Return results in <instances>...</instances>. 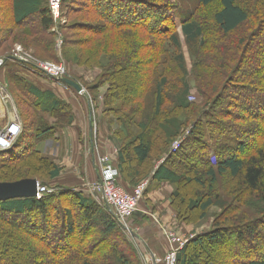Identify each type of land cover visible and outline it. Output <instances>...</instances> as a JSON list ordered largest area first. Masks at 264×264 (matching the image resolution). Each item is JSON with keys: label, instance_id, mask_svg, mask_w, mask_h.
I'll use <instances>...</instances> for the list:
<instances>
[{"label": "trees", "instance_id": "trees-1", "mask_svg": "<svg viewBox=\"0 0 264 264\" xmlns=\"http://www.w3.org/2000/svg\"><path fill=\"white\" fill-rule=\"evenodd\" d=\"M143 1L123 0V6L112 0H85L76 6L74 0H63L61 5L66 23L70 13L81 15L70 26H62L81 34L79 39H66L65 46L72 44L77 65L99 69L87 87L96 90L107 86L103 111L118 126L115 136L119 145L116 165L119 179L131 187L147 179L155 162L167 153L171 141L190 127L180 148L168 154L154 171L153 179L176 186L172 198L181 203L179 187L183 181L190 178L202 187L207 180L211 186L209 194H199L206 201L191 200L187 206L204 214L215 205L214 199H219L214 189L218 178L228 176L242 190L232 194L238 197L235 205L241 208L247 198L255 197L261 201V212H264V0H196L203 11H209L210 21L202 14L196 19L187 13L179 24L192 58L191 70L182 53L175 24H166L163 20L151 26L148 12L155 7L164 8L162 4L150 3L167 0ZM142 4L145 7L139 9L137 5ZM28 20H35L36 24L27 23ZM53 26L47 0H0V55L5 56L0 69L6 64L19 63L8 55L16 45L51 59L54 46L49 33ZM138 30L149 37L147 43L131 42L129 38ZM155 39L157 45H154ZM112 43H125L123 55L110 49ZM130 44L136 48L130 49ZM9 69L5 77L10 84L7 89L15 101L23 130L12 149L6 152L9 157L0 158V182L36 179L41 184H56L61 168L38 146L71 123L70 109L50 92L22 82ZM126 73L129 78L122 77ZM190 74L200 103L188 102L192 90ZM188 149L192 151L187 153ZM44 166L45 172L41 169ZM186 171L193 176L189 177ZM49 194L40 199L0 202V264H22V260L23 264H31L34 259H38L34 264H132L124 249L115 242V246L109 245L111 242L107 244L112 251L110 257L102 240L90 243V248L84 247L83 238L76 244H56L54 248L44 243L51 239L48 236L52 230H39L37 222L54 226L57 219L56 223L60 224L59 218L53 216L57 208L54 198L70 202L77 212L73 214L58 204L61 221H68L66 226L65 222L61 223L60 233L69 240L74 239L76 228L91 233L101 227L103 235L111 234L119 241L112 218L96 209L89 199L74 190ZM225 205L224 202L217 204L221 208L217 217L228 221L222 219L223 225L218 223L212 232L186 244L178 253L176 264H194L197 258L195 252L187 255L189 248L199 250L210 243L221 244L227 231L239 232L236 241L253 231L251 225L232 226L228 214L233 210L226 209ZM31 216L34 220L29 221ZM244 216L235 214L231 216L232 222L242 221ZM74 218L79 221L77 226L72 221ZM121 241L125 243L122 238ZM243 256L242 253L240 260L233 258L226 264H264V250L259 259L250 260L246 253L245 258L249 260L244 261Z\"/></svg>", "mask_w": 264, "mask_h": 264}, {"label": "rangeland", "instance_id": "rangeland-1", "mask_svg": "<svg viewBox=\"0 0 264 264\" xmlns=\"http://www.w3.org/2000/svg\"><path fill=\"white\" fill-rule=\"evenodd\" d=\"M106 1V0H105ZM115 1L117 4L125 5L123 3V0H112ZM143 1V0H142ZM85 0H74V3L76 6H79V4L84 3ZM144 2V1H143ZM150 4H153L154 6H159V4H162L164 10H159L158 8H154L152 12H148V16L151 19V26H155V23H159L161 21H165L166 24H175L177 34H180V26L181 20L188 14H192L193 18H198L199 14L204 15L206 18L205 20L210 21V13L208 10L201 9L196 2V0H167L166 2L162 1H156L151 2ZM251 4V2H250ZM137 5V7L140 9L141 7H145L144 4ZM134 6V5H131ZM161 7V6H160ZM213 9V8H211ZM133 10V9H132ZM81 18V15H74L72 13L69 14L67 23L63 25L70 26L73 21L78 20ZM261 18V17H260ZM35 23V20H28L27 23ZM165 22L163 24H165ZM36 24V23H35ZM148 24V23H147ZM54 25V24H53ZM63 25H57L56 28L54 26L50 30V35L53 40V46H54V54L51 59H48L46 57H39L38 55L32 54L29 50H25L20 45H16L11 47L10 52H8V55H11L13 57L14 53H26L28 54L32 60L34 61H41V62H53V63H59L62 64L66 70V75L63 79H69L73 82L84 85L87 82L94 81L92 78L90 81H85L82 79V66L77 65L75 58V49L70 45L65 46V40H76L81 38V34L77 31L71 32L67 29H63ZM164 26V25H163ZM2 36V35H1ZM84 35H82L83 38ZM216 36V35H215ZM85 38V37H84ZM1 39V37H0ZM129 39H131V42L138 41V44L140 43H147L150 39L147 37L144 31H137L135 32V35L131 36ZM152 39V38H151ZM180 43L182 47V53L184 54L188 68L192 67V58L188 52L187 47L185 46V42L183 39V36L180 34ZM154 40V39H153ZM211 41V39H210ZM31 42V41H30ZM154 45H157V39H155ZM2 46H4L2 44ZM110 49L118 52V55H123L125 51L122 50V48L125 46V43L117 44L112 43L110 45ZM130 49H135V46H128ZM207 48V46H206ZM126 49V48H125ZM2 51V49H0ZM123 51V52H122ZM129 51V50H128ZM158 52V51H156ZM40 54V53H39ZM43 55V54H42ZM4 55H0V59L3 58ZM5 57V56H4ZM252 61V58L250 62ZM104 64L106 62V59H103ZM105 64V66H106ZM85 68V67H84ZM96 68V67H95ZM12 72H16L20 78H22V82L30 84L29 77L33 78L31 75H39L38 71H36L33 67H31L28 64L18 63L17 65H12L10 67ZM8 69L5 71L7 72ZM99 70V69H98ZM122 77L129 78V74H123ZM194 77H189V82L191 83L192 90L190 92V95L194 98V101H188L189 103H200L201 99H199L196 90L194 89ZM62 79V80H63ZM57 81L58 83H63V81ZM5 84L9 85V82L7 78H5ZM51 82V80H49ZM87 86V85H85ZM81 87V86H80ZM189 95V94H188ZM11 96V94H10ZM95 101H104V96L95 97ZM11 101L14 103V107H16L15 101L13 100V97L11 96ZM229 101H231V98H229ZM10 102V101H9ZM164 109V108H163ZM165 110V109H164ZM47 120L50 121V117H47ZM192 120V119H191ZM190 121V120H188ZM190 132V127H187V129L182 133L181 136L183 137L185 134L188 136ZM185 136V137H186ZM178 137V138H179ZM177 139V138H176ZM173 139L170 143L174 142ZM185 140V139H184ZM87 141V140H86ZM169 145L168 149L169 154L171 146ZM42 150V148H40ZM50 151V149H49ZM192 151L191 149L187 150V153H190ZM48 152V150H47ZM52 152V151H50ZM65 149L64 147L57 150V154H47L46 157L48 159L52 160L55 163H58L61 168L60 175L64 173L65 164L62 162V158L64 157ZM10 154L7 153H0V158H8ZM212 162H215L214 155L211 153ZM187 159V158H186ZM131 163L135 166V161L131 159ZM178 162V161H177ZM184 162H186L184 160ZM156 164V162H155ZM154 164V165H155ZM153 165V166H154ZM174 167V165H173ZM46 168L45 166L41 169ZM181 169L182 166H181ZM184 169L187 170V167L184 165ZM183 169V170H184ZM47 171V169H44V172ZM184 172V171H183ZM185 173H188L187 171ZM192 177L193 175L188 173ZM187 176V175H186ZM188 178V176H187ZM45 177H41V180L45 181ZM39 182V181H38ZM86 182V181H84ZM95 183V182H94ZM92 183V184H94ZM120 186H124L122 181L119 179L118 181ZM204 185L202 187L198 186L196 182L193 180H189L180 184V199H183V202L176 201L172 198L173 193L177 189L176 186L171 185V191L167 193L166 187H160L155 186L150 182L147 192L143 195V198L140 200L139 205L137 207V210L134 212V214L126 221L127 228L125 229L121 225L117 224L116 222V228L117 232L119 233V241L116 237L113 235H103L101 233V227H96L94 231L86 232L85 229L81 230L82 228H76L74 231V239H70L68 237H65L62 233H60V230L62 229V222L68 221H61L59 217V209L58 204L60 203L62 207H65L66 210H71L73 214H76L77 212L73 211L75 210L73 204H69L70 202H67L63 199H55L53 202L56 204V218H59L60 224L56 223V220H54V226L49 224H43V222L38 221V227L39 230H47L51 229V235L48 237H51L52 241L45 240L44 243L50 245L51 248H54L56 244L59 246H62L66 243L68 244H76L78 240L83 238V242L85 243V248H90V243L92 242H101V240L104 242L102 245L104 247L107 246L108 250L110 247L109 245L115 246L113 244H118L119 247H122L125 252V256L129 258V260L132 262V264H153L152 259H161L166 251V243L163 236V231L165 229H172V230H178L180 233L184 234L185 236H194L190 239V242L195 241L198 237L204 236L214 230V227L216 225H223L225 223L224 217H222L219 220V217H217L219 214H221V208L217 207V204L219 203H225V208H229L230 213L228 214V219L230 221V224L232 226H243L251 225L252 232L250 234H245V236L242 238L243 243L241 241H236L238 233L237 231H227L225 234V238L221 242V244L218 243H210L207 244V246L196 249L195 247H190L187 251L188 256H192V253L195 252L196 258L194 261V264H205V262H212L214 261L215 264H226V262H230L233 258L234 260H240V256L243 253L245 258L246 253H248L249 259H259L261 256L262 251L264 250V212H261V201L259 199H256L255 197H249L247 198L248 201H246V204L241 208H239V204L235 205L234 200L235 198H238L235 194L238 192V190L242 191L236 184L235 180H232L228 176H221V178H218L217 183L214 186V189L217 190V193L219 195V199H214L215 205L208 208L204 214H202L201 211L198 209L190 210L187 206L189 205V202L191 200H200V203H204L206 201V198L201 197L199 198V194L204 192V194H209L208 189L211 187L209 182L205 180ZM41 186H45L52 190V194H59L63 190H74L77 193H79L81 196H84L85 198L89 199L90 202L94 205L96 209H100L102 212H105L110 219L112 218V214L108 211V209L105 207L104 203L102 202V199L98 193L94 191V189L91 187L92 184H85L83 181L79 180L78 183L72 184V185H65V184H41ZM132 190V189H131ZM130 190V191H131ZM54 192V193H53ZM246 194V192H242ZM51 194V195H52ZM203 194V193H202ZM47 196H50V194H46ZM248 197V196H247ZM176 202V203H175ZM69 204V205H68ZM176 207V209L174 207ZM177 208L179 211H177ZM260 210V211H258ZM202 214V215H201ZM235 214L239 215H245L243 220H238L235 222H232L233 219L231 216H235ZM204 215V216H203ZM203 216V217H202ZM225 221H223V220ZM26 220V219H25ZM29 221L34 220V217L31 216L28 218ZM216 220H219L216 222ZM73 223L77 226L78 220L72 219ZM48 223V222H47ZM219 223V224H218ZM244 229V227H243ZM39 231V232H41ZM246 233V232H244ZM88 236V237H87ZM121 238L124 242L121 241ZM239 238V237H238ZM49 239V238H48ZM106 240V241H105ZM225 240V241H224ZM111 242V244H109ZM115 242V243H114ZM106 243V244H105ZM187 243V244H188ZM109 244V245H107ZM246 246V249H245ZM242 248V249H241ZM246 250V251H245ZM107 257H110L112 255V251H107ZM31 255V253H30ZM29 257V256H28ZM248 258H245V260H249ZM38 262V259H34L31 261V264H34ZM232 262V261H231ZM237 263V262H235ZM23 264V260H22ZM228 264V263H227ZM237 264H246V262H238Z\"/></svg>", "mask_w": 264, "mask_h": 264}, {"label": "crops", "instance_id": "crops-1", "mask_svg": "<svg viewBox=\"0 0 264 264\" xmlns=\"http://www.w3.org/2000/svg\"><path fill=\"white\" fill-rule=\"evenodd\" d=\"M9 67L11 66L6 64L5 67L0 69V126H5L11 119L12 104H5L1 100L2 87H5L9 92L5 84V70ZM9 72H12V70L9 69ZM98 74V68H82V79L85 81H90L91 78L95 80ZM31 76L33 78H28L31 81L30 85L39 91H47L53 94L58 101L69 107L72 115L69 125L60 129L53 139H48L38 146L39 150L45 155L49 153L57 154L58 149L63 147L65 149L64 157L61 160L65 164L66 170L58 176L56 184L74 185L79 180L87 185L96 182L98 179L97 156L108 154L115 158V165H117V157L119 156V145L115 136L118 126L114 120L104 114L103 102L94 100L96 96H105L107 86L91 90L87 86L93 81L87 82L80 85L82 92L79 93L69 85L52 80L50 82L48 78L41 75ZM52 120L51 118L50 121L52 122ZM168 154L169 152L163 154L157 160L153 171L148 176L150 182L155 186L166 187L167 193L171 191V184L165 181H155L153 174L166 160ZM56 164L60 167L58 163ZM122 187L125 190L133 188L129 185Z\"/></svg>", "mask_w": 264, "mask_h": 264}, {"label": "built area", "instance_id": "built-area-1", "mask_svg": "<svg viewBox=\"0 0 264 264\" xmlns=\"http://www.w3.org/2000/svg\"><path fill=\"white\" fill-rule=\"evenodd\" d=\"M62 2L63 0H47V6L54 28H56L57 25H63L66 21L61 10ZM13 58L19 63L30 65L38 71L39 75L54 82L62 80L66 75L64 66L59 63L34 61L26 53H14ZM3 63V59H0V67L3 66ZM187 99L190 102L194 101L191 95L188 96ZM1 100L5 104H12L10 122L5 126H0V153H6L12 149L15 142L20 137L23 130V123L5 87L1 89ZM185 136L186 134L174 140L171 145L170 153L173 154L180 148ZM114 160L115 158L108 154L97 156L96 165L98 179L91 187L100 195L105 207L112 214V220L126 229V221L137 210L140 200L147 192L150 179L147 178L143 180L133 187L130 192L126 191L118 183L119 173ZM51 192V189L39 185L36 199H40L45 194ZM163 236L166 243V251L161 259H152L153 264H176L178 253L184 249L185 245L194 237L185 236L178 230H172L170 228L163 231Z\"/></svg>", "mask_w": 264, "mask_h": 264}, {"label": "water", "instance_id": "water-1", "mask_svg": "<svg viewBox=\"0 0 264 264\" xmlns=\"http://www.w3.org/2000/svg\"><path fill=\"white\" fill-rule=\"evenodd\" d=\"M63 83L71 86L77 92L82 89L79 84L69 79H63ZM39 182L36 179H22L15 182H0V202L14 199L36 198Z\"/></svg>", "mask_w": 264, "mask_h": 264}]
</instances>
